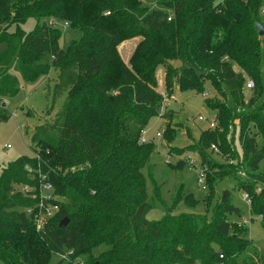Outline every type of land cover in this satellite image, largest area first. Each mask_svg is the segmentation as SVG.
<instances>
[{
	"label": "trees",
	"instance_id": "obj_1",
	"mask_svg": "<svg viewBox=\"0 0 264 264\" xmlns=\"http://www.w3.org/2000/svg\"><path fill=\"white\" fill-rule=\"evenodd\" d=\"M261 11L262 0H0V99L19 91L12 70L33 81L50 69L57 71L53 96L63 99L53 118L31 132L34 157H19L0 169V264H48L52 255L59 257L57 264H73L81 256H87L86 264H264V255L255 250L248 255V227L228 219L241 212L227 190L217 198L210 222L187 213L148 221L152 206L142 171L153 147L140 142L162 103L155 90L161 66L168 95L174 86L205 95L216 129L200 133L195 153L208 174L230 175L248 193L249 212L264 228V169L258 170L264 159V100L254 106L262 93L264 36L255 29L256 23L264 25ZM29 19L36 24L24 32ZM49 19L66 23L79 38L61 47V31L49 26ZM133 38L138 42L127 65L118 46ZM192 68L205 76L197 77ZM247 81L253 96L245 102ZM223 88L230 103L208 96L223 95ZM166 116L161 115L169 143L174 127ZM9 117L0 105V121ZM236 125L242 159L229 139ZM210 146L222 159L231 150L234 160L214 159ZM184 165L179 161L174 167ZM241 171L246 178L238 176ZM39 178L52 185L58 210L37 231L24 211L36 202L12 187L34 189ZM207 184L208 204L216 183ZM154 196L159 199L157 190ZM99 245L108 249L93 256Z\"/></svg>",
	"mask_w": 264,
	"mask_h": 264
},
{
	"label": "rangeland",
	"instance_id": "obj_2",
	"mask_svg": "<svg viewBox=\"0 0 264 264\" xmlns=\"http://www.w3.org/2000/svg\"><path fill=\"white\" fill-rule=\"evenodd\" d=\"M214 2L220 3L222 0H214ZM262 3H264V0H262ZM50 20L52 19L48 20V25ZM35 24L36 22L33 19H29L22 25L21 29L24 32H29L34 28ZM63 24L57 21L55 26L61 31L59 45L66 48L71 41L79 38V33L64 27ZM8 31L11 32L12 28ZM137 42L138 38L128 39L122 41L118 46L119 55L127 65ZM3 50L4 45L1 44L0 52ZM49 61L48 56L43 60L46 63ZM173 65L177 67L179 63L174 62ZM11 73L18 80L19 91L11 98L0 99V105L5 108L6 112L10 113V117L6 121H0V169L19 157H34V151L30 148L31 132L37 126L49 122L54 114L60 110L63 102V99H56L53 96V88L57 82L56 70L50 69L46 75H39L33 81L24 80L18 72L13 70ZM155 77V90L162 98V103L160 108H158L157 115L150 118L142 134V139L146 143H151L153 147L148 165L142 171L145 177L147 202L151 203L152 206L146 214V219L160 222L168 214L179 215L187 213L203 216L207 222H210L217 198L223 191L227 190L231 193V204L241 212L239 217L229 214L228 219L248 227L247 238L252 245L248 255L253 256V250L256 251L258 256L264 255V228L261 225L260 218L252 216L249 208L242 200L243 192L246 191L239 190L236 181L229 178L230 175L218 177L212 172L208 174V169V176L206 175L203 185L198 184L199 167L202 165L195 153L194 145L202 131H214L216 129L215 112L204 105L205 95L196 94L193 91L181 92L175 86L171 94L168 95V91L164 86L163 67H157ZM260 77L262 93L257 97L254 104L255 107L259 106L264 100V45L261 47ZM205 88H209L207 82H205ZM222 91L223 95L219 97L214 93H210L208 96L230 103L228 91L225 88ZM252 96V89L244 88L245 102H248ZM28 111L32 114L31 116L27 115ZM163 114H168L166 117H168L171 126L174 127V138L169 143L166 142L164 137V123L166 120L161 117ZM199 118L201 119L199 120ZM251 132L253 133L254 130L251 129ZM229 134L230 137H228L229 139L232 137L233 142L231 143L235 148L236 155L242 159L239 126L232 127ZM255 140L257 147L262 148V138L257 135ZM215 148L213 150L210 146L209 149L214 159L223 162L234 160V154L231 150L227 151L222 159L218 154L219 149ZM179 161L185 163L182 169L174 167ZM204 166L207 168V165ZM245 168L247 169L246 165ZM263 169L264 159L260 162L258 170L262 171ZM27 170L30 171L31 168L27 167ZM207 182L216 183L213 187V197L208 204L205 201L210 191ZM38 187L39 185L34 190H37ZM16 190H21V187L14 185L12 191L15 192ZM156 190L159 199L154 196ZM187 202L193 205H189ZM244 220H247L246 224H243ZM107 249L108 246L99 245L92 250V255L97 256ZM86 257H79L73 264L78 262L86 264ZM58 261L59 257L52 255L48 264H57ZM193 264L200 263L195 262Z\"/></svg>",
	"mask_w": 264,
	"mask_h": 264
},
{
	"label": "built area",
	"instance_id": "obj_3",
	"mask_svg": "<svg viewBox=\"0 0 264 264\" xmlns=\"http://www.w3.org/2000/svg\"><path fill=\"white\" fill-rule=\"evenodd\" d=\"M143 2V0H141ZM262 15L264 14V11H261ZM171 20V16H168L167 21ZM56 20H50L49 26L56 27ZM264 22V21H263ZM64 27H67V24H63ZM245 89L251 90L253 89V83L252 81H247L245 83ZM201 118H199L200 120ZM214 122V121H213ZM213 124V123H212ZM159 136V135H158ZM141 143H144L145 141L141 138ZM213 150H215V146H211ZM200 173L198 178V184L203 185L205 181V177L207 175V168L205 166H200ZM238 176L246 177L244 172H239ZM39 187L37 190H34L31 187L23 186L21 187V191L28 194L35 202L36 207L33 208H27L24 209L27 216L31 219L33 224L35 225L37 230H41L47 222L55 215V212L58 210V204L55 203V200H57V196L55 195L53 191V187L49 183H43L41 182V178H39ZM260 190L257 189L256 192H259ZM243 202L247 205V207H250V196L248 193L243 192L242 195ZM260 218V217H259ZM251 220V219H250ZM247 220H244L243 224H246ZM60 258L64 259V256H61ZM222 258V256H220ZM77 264H83L82 262H78Z\"/></svg>",
	"mask_w": 264,
	"mask_h": 264
},
{
	"label": "water",
	"instance_id": "obj_4",
	"mask_svg": "<svg viewBox=\"0 0 264 264\" xmlns=\"http://www.w3.org/2000/svg\"><path fill=\"white\" fill-rule=\"evenodd\" d=\"M47 24L45 22L42 23V27H46ZM255 29L257 30V33H258V36L259 37H263L264 36V25L261 24V23H256L255 24ZM192 70L194 71V74L197 76V77H202V76H205V71H202V72H199V71H196L195 69L192 68ZM66 224V220H62L60 222V226H64Z\"/></svg>",
	"mask_w": 264,
	"mask_h": 264
},
{
	"label": "crops",
	"instance_id": "obj_5",
	"mask_svg": "<svg viewBox=\"0 0 264 264\" xmlns=\"http://www.w3.org/2000/svg\"><path fill=\"white\" fill-rule=\"evenodd\" d=\"M127 42V41H126Z\"/></svg>",
	"mask_w": 264,
	"mask_h": 264
}]
</instances>
